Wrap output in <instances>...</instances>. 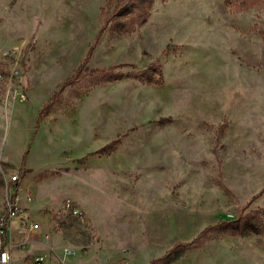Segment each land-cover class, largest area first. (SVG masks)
<instances>
[{"label": "rangeland", "instance_id": "rangeland-1", "mask_svg": "<svg viewBox=\"0 0 264 264\" xmlns=\"http://www.w3.org/2000/svg\"><path fill=\"white\" fill-rule=\"evenodd\" d=\"M127 3L0 0V208L34 114ZM131 3L108 22L80 79L38 117L32 159L55 163L29 178L88 211L74 202L82 219L50 210L41 235L51 259L148 264L206 227L241 220L164 264H264V193L249 203L264 187V0H154L145 22ZM153 64L159 86L142 76ZM116 65L120 79L98 82L93 71ZM118 135L114 148L87 156Z\"/></svg>", "mask_w": 264, "mask_h": 264}, {"label": "crops", "instance_id": "crops-1", "mask_svg": "<svg viewBox=\"0 0 264 264\" xmlns=\"http://www.w3.org/2000/svg\"><path fill=\"white\" fill-rule=\"evenodd\" d=\"M88 49H87V51H88ZM87 51H86V53H87ZM86 53H85V55H86ZM84 58H85V56H84ZM79 64H78V66H79ZM77 67H76V69H77ZM67 78H69V77H67ZM67 78H65L64 80H66ZM63 81H62V83H63ZM52 83L55 84V83H57V81H54ZM54 92H52V94ZM41 107H40V109H41ZM38 112L36 111V114H34V117H33V121H34L33 133L30 135V139H29V141H31V144L29 145V141L24 142V148L21 151V161H20V164L16 166L17 170H15V171L20 172V170L23 169V172H20V178H21L22 186L30 192V194L32 195V198H33L32 202H30V203H26L24 200H21L20 205H21V207L26 209V211L28 212V214L30 215V217L34 221L41 224V231H39L38 233L36 232V233L24 235V234L20 233L18 223L17 222L13 223L12 236H13L14 241L17 242L19 237H23L24 239H26L27 243L23 248H20L19 246L14 247V249L12 251V260H11L10 264H33V260L36 259L37 257H44L46 260V264H57L58 263L57 258H53V256H52V259H51L49 251H53V249H50L48 247V243L44 240V238L41 234H42V231L45 227L44 226L45 223L50 219V216H49L50 210L52 208H59V207L62 210V206H63V202H64V201H62L63 197L60 199H57L55 201V198L53 196V193H54L53 190L49 191V193H47V189H46V187H44L42 182H39V184L37 186V181L35 182L31 178H29L33 173H35V172L37 173V166H38V168H43L46 170V168L48 166H51L55 163L54 162L52 164L47 165L46 163L43 164L42 162H40L39 164H37L32 159L31 146L32 145L34 146V144H36V142H38L37 140H38L39 135L41 133L39 130L40 125H39L38 129L35 128ZM77 140H79V138H77ZM72 141H74L73 138H72ZM47 143L49 145L48 136H47ZM77 143H79V141H77ZM37 146H39L38 143H37ZM47 149L49 150V147ZM8 150H9V148H8ZM99 150H97V151H99ZM97 151H95V152H97ZM26 152H27L26 161H25L24 166L22 167V164H21L22 163V157ZM95 152H93V153H95ZM89 154H91V153H89ZM89 154L87 156H89ZM48 156H49V154H40L39 158H46L47 162H49L50 156L49 157ZM87 156L84 159H82L83 161H81V163L85 162V159L87 158ZM35 158H37V157H35ZM43 190H45V194H42ZM71 198H72L71 202H74L82 210L87 211L85 206L82 205V203L79 200H77L75 197H71ZM105 209H106V207H105ZM54 226H55V223H54Z\"/></svg>", "mask_w": 264, "mask_h": 264}, {"label": "trees", "instance_id": "trees-1", "mask_svg": "<svg viewBox=\"0 0 264 264\" xmlns=\"http://www.w3.org/2000/svg\"><path fill=\"white\" fill-rule=\"evenodd\" d=\"M132 1L133 0H130V3L124 4V5H118L117 7H115L112 10L110 18L108 20H106L104 22L103 26L99 29V31L96 35V38L94 40V43L89 47V49L85 55V58L81 61V63L79 64V66L77 67L75 72L72 74V76H70L69 78H67L66 80L63 81V83L59 86L58 90L55 91L51 95V97L49 98L47 103H45L41 107V109L39 110L37 120H36V125H35L36 129H38L39 123H40V120L38 117L41 114L49 113V111L53 108V106H55L58 103L61 93L67 87L73 86L78 81V79H80L81 73L83 71L87 70L88 61L90 60V58H91V56L95 50V47L98 43V40H99L100 36L103 34L104 29L107 26L108 22H113L117 18H119L121 16H126L129 13H131V11L133 10V7H134V3H131ZM153 1L154 0H137V3L139 4L138 7L141 10H144V17H143L142 22L146 21L148 11H149L151 5L153 4ZM112 25H113V23H112ZM112 25H111V27H112ZM112 29H113V31H118V29L115 27V25L112 27ZM119 66H122V65H116V66H112V67L107 68V69H101V70L93 71V72L97 74L96 78L98 79V82H101V83L112 82V81L118 80L122 77V75H118V74L114 73L115 68L119 67ZM154 75L158 76L157 80L153 79ZM142 76L146 77V81L148 84H153V85L159 86L162 82V72H161L160 66L158 64L150 65L149 68L142 74ZM168 122H169L168 119L162 118L158 121V124L164 125V124H167ZM120 139H121V136L118 135L115 140L111 141L110 143H108L107 145L102 147L99 151L89 154V156H93L96 154H101V153L107 152L108 150H110V149L114 148L116 145H118L120 143ZM26 157H27V152L22 157V163H21L22 167L25 164ZM20 172H23V169H21ZM263 193H264V187L262 188V190L259 194H257L256 196H254L250 199L249 203L254 201L256 198L261 196V194H263ZM239 222H241V220L240 221H233L230 223L219 222L213 226L206 227L200 233H198V235L193 240H191L190 242H187V243L177 242V243H175L173 245V247L171 248V250L168 251L165 255H163L162 257H160L158 259L151 260L148 264H164L167 261L168 256L171 253H176V252H180V251H184V250H191V249L199 247L202 244L203 240H205L211 233H213L214 231H216L218 228H220L221 226H223L225 224L226 225L228 224V225L232 226V228H233L234 224L238 223L237 224L238 226H236L235 228L239 229V226L241 225V224H239ZM240 232L243 233L242 231H240Z\"/></svg>", "mask_w": 264, "mask_h": 264}, {"label": "built area", "instance_id": "built-area-1", "mask_svg": "<svg viewBox=\"0 0 264 264\" xmlns=\"http://www.w3.org/2000/svg\"><path fill=\"white\" fill-rule=\"evenodd\" d=\"M5 199L0 209V264H10L12 260V251L14 247L23 248L26 245V239L19 237L15 242L12 236V226L14 222L18 223L20 233L27 235L41 231V224L34 221L25 208L21 207L20 202H32L33 198L30 192L22 186L20 172L14 171L4 178ZM62 211L82 219V213L75 209L71 201H64ZM55 223V227H56ZM64 256L72 254V251L66 249ZM33 264H46L44 257H37ZM57 264H67L64 259L58 260Z\"/></svg>", "mask_w": 264, "mask_h": 264}]
</instances>
